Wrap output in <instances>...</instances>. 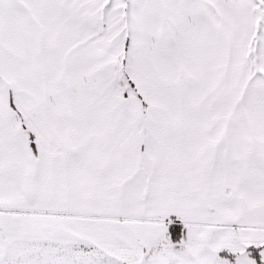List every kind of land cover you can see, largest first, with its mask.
<instances>
[{
  "label": "snow or ice",
  "instance_id": "1",
  "mask_svg": "<svg viewBox=\"0 0 264 264\" xmlns=\"http://www.w3.org/2000/svg\"><path fill=\"white\" fill-rule=\"evenodd\" d=\"M0 264H264V0H0Z\"/></svg>",
  "mask_w": 264,
  "mask_h": 264
}]
</instances>
